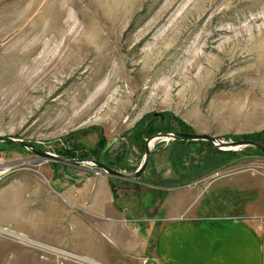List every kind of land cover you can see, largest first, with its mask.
<instances>
[{
    "label": "rangeland",
    "instance_id": "obj_1",
    "mask_svg": "<svg viewBox=\"0 0 264 264\" xmlns=\"http://www.w3.org/2000/svg\"><path fill=\"white\" fill-rule=\"evenodd\" d=\"M183 122L189 131L225 139H254L264 128V0H0V135L131 172L147 137L185 131ZM172 140L150 145L135 181L0 140L4 160L12 162L0 182V219L21 230L0 225L12 231L0 232V264H148L145 254L125 246L130 230L152 226L158 191L232 175L264 185L257 147L243 146L203 168L205 143ZM219 191L216 184L204 191L201 210H248ZM18 194L24 199L15 208ZM259 194L257 209L264 211V189ZM48 196L74 211L89 208L72 204L76 198L112 200L120 250L100 249L90 259L28 235L25 228L40 229L32 203ZM43 209L41 226L50 220Z\"/></svg>",
    "mask_w": 264,
    "mask_h": 264
},
{
    "label": "crops",
    "instance_id": "obj_2",
    "mask_svg": "<svg viewBox=\"0 0 264 264\" xmlns=\"http://www.w3.org/2000/svg\"><path fill=\"white\" fill-rule=\"evenodd\" d=\"M215 179L203 185H188L184 190L169 186L165 192L158 191L152 226L146 228L148 230L140 226V232L130 230L131 238L126 241L125 249L145 254L148 264H264V211L257 209L261 204L259 192L264 185L251 176L238 178L232 175L222 182ZM215 184L220 190L219 197L232 198L233 203L239 206L241 203L248 210L242 212L237 207L224 212L201 210L204 191ZM22 196L15 195V200L19 201L15 208L23 203ZM48 197L32 203L35 207L30 215L40 229L27 227L28 235L50 246H58H54L58 252H73L90 259H97L100 249L120 250L122 242L115 232V219L118 221L119 216L112 200L100 202L97 196L85 201L76 198L72 204L86 202L89 208L74 211L69 209L67 202L58 204L53 199L55 196ZM100 207L104 208L101 212ZM42 208L50 215V220L43 221V226L40 225ZM3 222L1 220L0 225L12 226ZM11 228L21 231L14 225ZM71 264L81 263L73 261Z\"/></svg>",
    "mask_w": 264,
    "mask_h": 264
},
{
    "label": "water",
    "instance_id": "obj_3",
    "mask_svg": "<svg viewBox=\"0 0 264 264\" xmlns=\"http://www.w3.org/2000/svg\"><path fill=\"white\" fill-rule=\"evenodd\" d=\"M172 138V139H185V140H208L212 146L217 150H238L246 145H252L264 152V142L252 138H234L225 139L221 135L196 132V131H181V130H160L154 132L145 140V152L139 165L131 172H125L121 169L110 166L108 163L98 160L96 158H76L66 157L53 152L43 150L27 140L16 138L10 135H0V140H8L15 142L23 147L29 148L35 153H38L46 158H51L64 163H71L79 166H84L92 169H102L108 175H114L125 179L137 180L145 169L150 156L151 147L150 142L157 139Z\"/></svg>",
    "mask_w": 264,
    "mask_h": 264
},
{
    "label": "trees",
    "instance_id": "obj_4",
    "mask_svg": "<svg viewBox=\"0 0 264 264\" xmlns=\"http://www.w3.org/2000/svg\"><path fill=\"white\" fill-rule=\"evenodd\" d=\"M183 123H184V122H183ZM140 124H141V123H140ZM140 124H138L137 127H138ZM184 125L186 126V128H183V130H185V131H189V130H190V129H189V125L186 124V123H184ZM138 129H139V128H138ZM143 129H144V128H141V131H142ZM144 130H145V129H144ZM138 134L140 135L141 132L139 131ZM253 137H254V139L262 140V142H264V128H262L261 130L256 131V132L253 134ZM172 141H174L173 144H176L177 142H180V143H187V144H188V143H195V142H197V141H202V143H205L206 145L203 146V149L200 150L202 153L206 152V153H205V158L202 160V162H203V168L208 167L206 162L211 163V165H212L213 163H215V161L223 162V161L226 160V158H227L228 155H233L234 153H236V152H235L236 150H217V149H215V148L212 146V144H211L208 140H185V139H173ZM171 148H172V147H171ZM175 148H176V149H175ZM183 148H184V147H183ZM173 149H174V152L177 151V152H176V156L174 157V158H176V157L178 156V154H179V146H173ZM256 149H257V148H256ZM258 150H259V149H258ZM259 151H260V150H259ZM260 152H261V151H260ZM174 158L170 157L171 162L173 161ZM110 162H111V161H110ZM173 162H174V161H173ZM112 163H113V162H112ZM113 165L116 166L115 163H113ZM173 166L175 167V163H173ZM122 167L124 168L125 166H122ZM203 168H202V169H203ZM181 175H184V174H181ZM194 177H195V176H194V172H193L191 175H187V179L184 180V181H188V179H191V178H194ZM178 180H179V179H178ZM180 181H182V180H180Z\"/></svg>",
    "mask_w": 264,
    "mask_h": 264
},
{
    "label": "built area",
    "instance_id": "obj_5",
    "mask_svg": "<svg viewBox=\"0 0 264 264\" xmlns=\"http://www.w3.org/2000/svg\"><path fill=\"white\" fill-rule=\"evenodd\" d=\"M12 162L9 160H4V155L0 152V176L2 175V173H4L5 171H7V169H11L12 167ZM0 232H4L6 234H11L12 231L8 230L6 228L0 227Z\"/></svg>",
    "mask_w": 264,
    "mask_h": 264
},
{
    "label": "bare ground",
    "instance_id": "obj_6",
    "mask_svg": "<svg viewBox=\"0 0 264 264\" xmlns=\"http://www.w3.org/2000/svg\"><path fill=\"white\" fill-rule=\"evenodd\" d=\"M152 144V142H150V145ZM10 169H7V171H5L4 173H2V175L0 176V182L2 181V179L4 178V176L9 172Z\"/></svg>",
    "mask_w": 264,
    "mask_h": 264
},
{
    "label": "flooded vegetation",
    "instance_id": "obj_7",
    "mask_svg": "<svg viewBox=\"0 0 264 264\" xmlns=\"http://www.w3.org/2000/svg\"><path fill=\"white\" fill-rule=\"evenodd\" d=\"M107 163V162H106ZM110 166L115 167L112 162L108 163ZM116 168V167H115Z\"/></svg>",
    "mask_w": 264,
    "mask_h": 264
}]
</instances>
